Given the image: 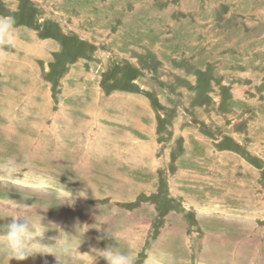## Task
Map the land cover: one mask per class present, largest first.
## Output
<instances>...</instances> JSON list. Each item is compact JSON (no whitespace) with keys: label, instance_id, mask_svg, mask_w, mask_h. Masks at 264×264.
<instances>
[{"label":"rangeland","instance_id":"obj_1","mask_svg":"<svg viewBox=\"0 0 264 264\" xmlns=\"http://www.w3.org/2000/svg\"><path fill=\"white\" fill-rule=\"evenodd\" d=\"M0 16V159L23 164L0 227L21 205L37 224L34 253L0 264H107L109 245L264 264V0H0Z\"/></svg>","mask_w":264,"mask_h":264},{"label":"clouds","instance_id":"obj_2","mask_svg":"<svg viewBox=\"0 0 264 264\" xmlns=\"http://www.w3.org/2000/svg\"><path fill=\"white\" fill-rule=\"evenodd\" d=\"M15 27L11 17L0 16V49L14 46ZM23 164L14 157L0 159V186L11 184L20 173ZM32 210L27 205H21L20 211L11 216L7 225L0 227V250L5 258L24 260L33 254L30 249L31 239L37 236V224L31 219ZM41 226V225H40ZM96 254L106 260L107 264H135L130 253L120 250L117 246H107L96 249Z\"/></svg>","mask_w":264,"mask_h":264},{"label":"bare ground","instance_id":"obj_3","mask_svg":"<svg viewBox=\"0 0 264 264\" xmlns=\"http://www.w3.org/2000/svg\"><path fill=\"white\" fill-rule=\"evenodd\" d=\"M72 255V254H71ZM3 261V260H2Z\"/></svg>","mask_w":264,"mask_h":264}]
</instances>
